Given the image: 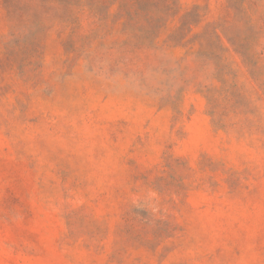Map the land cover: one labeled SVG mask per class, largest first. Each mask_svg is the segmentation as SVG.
<instances>
[{
    "label": "rangeland",
    "instance_id": "374dc122",
    "mask_svg": "<svg viewBox=\"0 0 264 264\" xmlns=\"http://www.w3.org/2000/svg\"><path fill=\"white\" fill-rule=\"evenodd\" d=\"M0 264H264V0H0Z\"/></svg>",
    "mask_w": 264,
    "mask_h": 264
}]
</instances>
